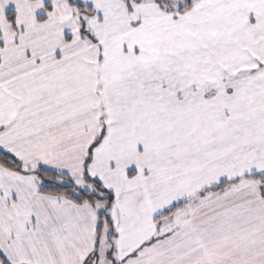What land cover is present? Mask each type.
<instances>
[{
	"label": "snow or ice",
	"instance_id": "1",
	"mask_svg": "<svg viewBox=\"0 0 264 264\" xmlns=\"http://www.w3.org/2000/svg\"><path fill=\"white\" fill-rule=\"evenodd\" d=\"M0 264H264V0H0Z\"/></svg>",
	"mask_w": 264,
	"mask_h": 264
}]
</instances>
